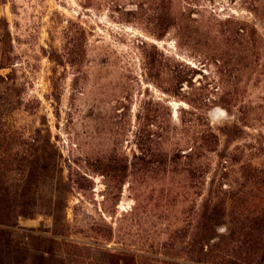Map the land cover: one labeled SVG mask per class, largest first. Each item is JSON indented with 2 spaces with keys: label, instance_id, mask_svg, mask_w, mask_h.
<instances>
[{
  "label": "rangeland",
  "instance_id": "rangeland-1",
  "mask_svg": "<svg viewBox=\"0 0 264 264\" xmlns=\"http://www.w3.org/2000/svg\"><path fill=\"white\" fill-rule=\"evenodd\" d=\"M263 245L264 0H0V264Z\"/></svg>",
  "mask_w": 264,
  "mask_h": 264
},
{
  "label": "trees",
  "instance_id": "trees-1",
  "mask_svg": "<svg viewBox=\"0 0 264 264\" xmlns=\"http://www.w3.org/2000/svg\"><path fill=\"white\" fill-rule=\"evenodd\" d=\"M259 243H261V241H259ZM259 243H257V245L259 244ZM256 244V243H255ZM263 248L262 249H264V245L262 246ZM261 249V248H260ZM235 259V258H234ZM231 260H233V259H231ZM236 262V261H235Z\"/></svg>",
  "mask_w": 264,
  "mask_h": 264
}]
</instances>
